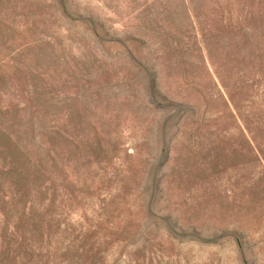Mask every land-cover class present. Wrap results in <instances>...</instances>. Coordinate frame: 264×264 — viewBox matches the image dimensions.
<instances>
[{"label": "rangeland", "instance_id": "rangeland-1", "mask_svg": "<svg viewBox=\"0 0 264 264\" xmlns=\"http://www.w3.org/2000/svg\"><path fill=\"white\" fill-rule=\"evenodd\" d=\"M0 264H264V0H0Z\"/></svg>", "mask_w": 264, "mask_h": 264}]
</instances>
